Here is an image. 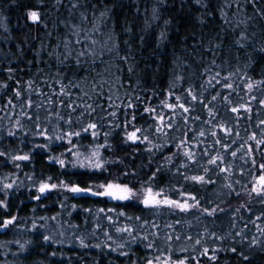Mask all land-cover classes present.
Listing matches in <instances>:
<instances>
[{"label": "trees", "instance_id": "trees-1", "mask_svg": "<svg viewBox=\"0 0 264 264\" xmlns=\"http://www.w3.org/2000/svg\"><path fill=\"white\" fill-rule=\"evenodd\" d=\"M262 82L264 0H0V264H264Z\"/></svg>", "mask_w": 264, "mask_h": 264}, {"label": "snow or ice", "instance_id": "snow-or-ice-1", "mask_svg": "<svg viewBox=\"0 0 264 264\" xmlns=\"http://www.w3.org/2000/svg\"><path fill=\"white\" fill-rule=\"evenodd\" d=\"M29 17L35 22L39 19V14L36 11H31L29 12ZM80 55H84V53H81ZM217 75H219V73H217ZM213 79H215V77H213ZM227 79V78H225ZM209 83H211V81H209ZM217 83H219V81H217ZM264 83V82H262ZM226 87L231 88V84L226 85ZM253 89V85L249 84L248 85V90L252 91ZM191 94V93H190ZM17 96L20 95L19 92L16 93ZM255 98V97H254ZM179 99V97L177 98ZM193 100H196V96H192ZM213 99H216V97H213ZM51 103V101H49ZM262 104H264V101L261 102ZM132 105H129V107H131ZM166 107L168 108H173L174 106L171 104H165ZM181 108H183V110L185 112H188L189 109L188 108H184V105L181 104L180 105ZM241 108H243L245 111H249L250 109L245 108L244 105L240 106ZM145 111H150V109H145ZM238 109L237 108H232V112H237ZM211 110H210V115H211ZM113 116H115V113L112 114ZM161 119H163V117H161ZM261 123H264V121H261ZM89 128H96L95 124H90ZM85 131H87V129H85ZM141 131L140 129H137L136 131L131 132L128 135V140H130L133 143H136L137 140L139 139V137L137 136V132ZM157 131H161V129H157ZM76 135H79V133H77ZM93 135H95V133H93ZM201 135H204L203 132H201ZM213 135H215V133H213ZM62 138V137H61ZM255 137H251L250 139H254ZM145 139H147V137H145ZM258 144L260 143H264V141H257ZM0 155H2V153H0ZM94 155H96L94 153ZM185 156H188L189 158H191V153L190 152H185L184 153ZM233 156L236 155V152L232 153ZM14 159L16 160H28L29 157L28 156H17L14 157ZM217 162V158H213L212 160L209 161V163L211 164H215ZM59 163L61 164V166H64V161L61 160L59 161ZM253 163H255V161H253ZM17 167H19V165H17ZM81 167H84V165L82 164ZM96 168H101L102 166L100 164L95 165ZM261 169H264V164L260 165ZM207 171V170H206ZM221 171H227V169H221ZM191 179L195 182H203V183H207L208 181L205 180L204 176H193L191 177ZM62 186L67 190L72 192L73 194L76 195H81V194H88V195H92V196H107L113 200H121V201H130L135 199H140V193L137 191H134L132 188H130L128 185H121L119 183H109L107 185H98L97 187L102 188L103 191L102 192H97L92 190L91 187L89 188H80L78 186H73L71 188H68L67 185H63ZM4 187L6 188H11L12 185L11 184H7ZM57 187V185L52 184V185H48V184H42L38 191L40 192L41 195L45 194L48 191H51L52 189H55ZM228 187L230 188L231 185L229 184ZM252 193H255L256 196L261 197L262 198V202H264V175H260L258 180H257V184L254 185L252 187ZM161 193H153L152 188H148L145 190L143 199H140V202L144 204L145 207L147 208H154V207H159L160 205H167L169 207H174L177 208L181 211H188L190 208L192 207H196L197 205H189L186 201L184 203H179L175 200H169V199H164V200H158L157 196H160ZM40 197L37 196L36 199H39ZM191 199H195V197H191ZM0 206H3V202L0 201ZM101 212H103L104 210L101 209ZM111 211V210H109ZM207 211V210H205ZM217 210L214 208L212 209L210 212H207L208 215H213ZM16 219V217H13L11 220H6L4 221V223L2 225H0V228H7L8 225L12 224L13 221ZM259 219V217L257 218ZM170 227V226H169ZM117 231L123 232V231H128L131 232V229H118ZM261 232H264V229H260ZM45 241H47L49 239V237H45L44 238ZM145 239H147V237H145ZM168 239L170 240L171 237H168ZM177 239H179V237H177ZM197 244L200 243L199 240L196 241ZM255 243V241H254ZM149 247H152V245H148ZM21 247H23V245H21ZM233 252H235V249H232ZM205 254H207V249L205 250ZM214 258V257H213ZM157 259H159L157 257ZM244 259H248V257H244ZM149 264H152L151 261H149ZM163 264H167V261L163 262ZM172 264H185V259H180L178 261H172Z\"/></svg>", "mask_w": 264, "mask_h": 264}, {"label": "rangeland", "instance_id": "rangeland-1", "mask_svg": "<svg viewBox=\"0 0 264 264\" xmlns=\"http://www.w3.org/2000/svg\"><path fill=\"white\" fill-rule=\"evenodd\" d=\"M0 229H2V228H0ZM185 264H187V263H185Z\"/></svg>", "mask_w": 264, "mask_h": 264}, {"label": "water", "instance_id": "water-1", "mask_svg": "<svg viewBox=\"0 0 264 264\" xmlns=\"http://www.w3.org/2000/svg\"><path fill=\"white\" fill-rule=\"evenodd\" d=\"M79 187V186H78ZM81 188V187H80Z\"/></svg>", "mask_w": 264, "mask_h": 264}]
</instances>
